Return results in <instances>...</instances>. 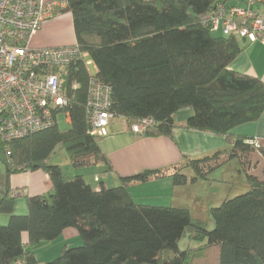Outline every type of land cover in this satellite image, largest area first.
<instances>
[{
  "label": "trees",
  "instance_id": "1",
  "mask_svg": "<svg viewBox=\"0 0 264 264\" xmlns=\"http://www.w3.org/2000/svg\"><path fill=\"white\" fill-rule=\"evenodd\" d=\"M217 1L64 0L58 14H71L75 45L87 59L70 63L62 74L69 128H58L62 115L52 127L24 138L7 143L0 139L6 178L42 170L51 182L50 195L27 198L25 216L13 215V198L1 195L0 213L9 215V221L0 226V264H36L31 249L68 228L78 232L81 244L64 248L48 264H264V169L260 176L251 174L253 156L262 151L254 139L231 135L236 127L261 117L264 84L228 69L251 43L210 30L209 15ZM91 77L110 86L113 119H124L128 128L150 121L140 136L170 138L175 115L189 109L184 128L227 138L226 149L187 159L169 177L173 186L195 184L207 181L223 163L238 162L248 191L209 210L211 231L187 209L133 200L130 184L165 176V170L121 177L118 186L95 190L82 176L66 177L58 165L50 164L61 145L74 169L97 164L110 169L100 148L105 137L92 135L88 122ZM185 169L193 176L181 173ZM22 233L28 236L27 245ZM185 234L204 243L199 254L179 249Z\"/></svg>",
  "mask_w": 264,
  "mask_h": 264
},
{
  "label": "crops",
  "instance_id": "2",
  "mask_svg": "<svg viewBox=\"0 0 264 264\" xmlns=\"http://www.w3.org/2000/svg\"><path fill=\"white\" fill-rule=\"evenodd\" d=\"M246 1L229 0L227 5L244 8ZM252 9L264 13V5H256ZM75 44L70 13H61L45 22L32 39L34 48H52ZM228 69L255 77L264 84V42L257 41L246 45ZM180 113L179 111L175 115V127L170 138H145L133 133L127 127L124 119H113L110 122V135L100 142L102 152L109 159V171L105 165L97 164L81 168L77 170V173L73 172L75 173L73 176H82L93 189L99 190L101 187L118 186L121 177L133 176L146 170H165L167 171L165 176L151 178L144 183L130 184L128 186L129 194L137 204L170 206L188 210L192 200V195L187 194L190 192L189 184L173 186L169 177L185 160L210 156L226 149L229 143L225 136L184 128L183 125L191 111L185 109L182 116L178 115ZM231 135L254 139L258 142L262 154L255 152L253 156L255 165L253 164L254 169L251 170V174L258 176L264 169V111L257 121L236 127ZM228 171L226 170L225 173ZM62 173L66 177H72L64 174L63 171ZM181 173L189 178L193 176L192 172L187 169L182 170ZM205 182L210 181L208 179ZM5 193L13 198V215L25 216L28 214L27 198L47 197L51 193V182L48 175L42 170L16 173L6 178L5 167L0 161V197ZM15 193L20 194L15 195ZM136 197L144 202H137ZM8 221L9 215L0 213V226L7 225ZM21 241L23 245H27L28 236L26 233L21 234ZM80 244L78 232L73 228H68L55 240L41 243L33 247L31 251L35 256L36 264H48L58 258L64 248Z\"/></svg>",
  "mask_w": 264,
  "mask_h": 264
},
{
  "label": "built area",
  "instance_id": "3",
  "mask_svg": "<svg viewBox=\"0 0 264 264\" xmlns=\"http://www.w3.org/2000/svg\"><path fill=\"white\" fill-rule=\"evenodd\" d=\"M227 3H215L208 20L210 30L224 36L234 34L249 43L264 42V13L252 9L264 5V0H247L244 8ZM64 8V0H0V139L4 143L52 127L59 116L67 120L62 74L70 63L86 60L87 54L76 45L32 46L43 24ZM91 64L86 61L87 66ZM110 93L109 85L89 79L86 111L92 135H110ZM149 124L144 120L130 130L140 135ZM255 145H259L257 141Z\"/></svg>",
  "mask_w": 264,
  "mask_h": 264
},
{
  "label": "rangeland",
  "instance_id": "4",
  "mask_svg": "<svg viewBox=\"0 0 264 264\" xmlns=\"http://www.w3.org/2000/svg\"><path fill=\"white\" fill-rule=\"evenodd\" d=\"M218 35L219 34H214L213 36L217 37ZM88 70L91 74L94 73L93 65H91ZM183 111L184 110H181V113L178 115L182 116ZM58 128L60 130L69 128V124L64 117L58 119ZM50 164L58 165L64 174L70 176H73L77 173V170H79H75L71 166L67 153L61 145H58L54 153L51 155ZM226 170H229L228 173H225ZM258 176H260V173ZM208 178L210 182L199 181L197 184H189L190 192H187V194L192 195V200L188 207L192 219L201 222L207 231H211L214 225L208 215L209 210L211 208L219 207L221 202L225 199H232L238 195L246 193L248 188L245 174L236 160L223 163L220 167L211 172L208 175ZM136 198L137 202H144L140 198ZM202 245H204V243L192 240L189 237V234H185L178 243V247L181 251L191 249L197 254H199L198 250L201 249ZM216 255L218 256V251H216ZM214 258L215 255L213 253L208 255V260L212 263Z\"/></svg>",
  "mask_w": 264,
  "mask_h": 264
}]
</instances>
